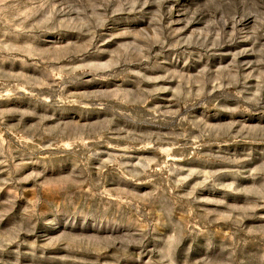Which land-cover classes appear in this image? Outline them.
Instances as JSON below:
<instances>
[{"label":"rangeland","instance_id":"obj_1","mask_svg":"<svg viewBox=\"0 0 264 264\" xmlns=\"http://www.w3.org/2000/svg\"><path fill=\"white\" fill-rule=\"evenodd\" d=\"M0 264H264V0H0Z\"/></svg>","mask_w":264,"mask_h":264}]
</instances>
